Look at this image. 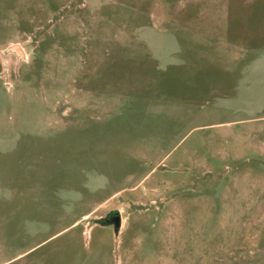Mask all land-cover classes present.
I'll return each instance as SVG.
<instances>
[{
  "label": "rangeland",
  "instance_id": "1",
  "mask_svg": "<svg viewBox=\"0 0 264 264\" xmlns=\"http://www.w3.org/2000/svg\"><path fill=\"white\" fill-rule=\"evenodd\" d=\"M0 264H264V0H0Z\"/></svg>",
  "mask_w": 264,
  "mask_h": 264
},
{
  "label": "water",
  "instance_id": "2",
  "mask_svg": "<svg viewBox=\"0 0 264 264\" xmlns=\"http://www.w3.org/2000/svg\"><path fill=\"white\" fill-rule=\"evenodd\" d=\"M6 52H13L17 56H24L25 55L23 50H22V48H21V46L18 45V44H13V45L8 46L6 48ZM120 221L121 220H120V217H119L118 220H116V221H107V223L112 222L114 224L116 230H117L119 228V226H120Z\"/></svg>",
  "mask_w": 264,
  "mask_h": 264
},
{
  "label": "flooded vegetation",
  "instance_id": "3",
  "mask_svg": "<svg viewBox=\"0 0 264 264\" xmlns=\"http://www.w3.org/2000/svg\"><path fill=\"white\" fill-rule=\"evenodd\" d=\"M118 218H119L118 213L112 214L110 217L107 218L108 219L107 221H116L118 220Z\"/></svg>",
  "mask_w": 264,
  "mask_h": 264
},
{
  "label": "trees",
  "instance_id": "4",
  "mask_svg": "<svg viewBox=\"0 0 264 264\" xmlns=\"http://www.w3.org/2000/svg\"><path fill=\"white\" fill-rule=\"evenodd\" d=\"M117 212L115 211L113 214H116Z\"/></svg>",
  "mask_w": 264,
  "mask_h": 264
}]
</instances>
